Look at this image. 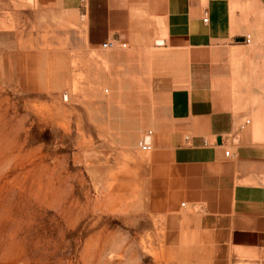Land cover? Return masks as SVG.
<instances>
[{
	"label": "crops",
	"instance_id": "1",
	"mask_svg": "<svg viewBox=\"0 0 264 264\" xmlns=\"http://www.w3.org/2000/svg\"><path fill=\"white\" fill-rule=\"evenodd\" d=\"M2 10L8 58L32 56L44 33L66 87L78 56L82 103H115L96 116L133 134L108 176L124 182L119 214L139 216L140 244H160L162 264L264 263V0H15ZM107 40L126 48L104 50Z\"/></svg>",
	"mask_w": 264,
	"mask_h": 264
},
{
	"label": "rangeland",
	"instance_id": "2",
	"mask_svg": "<svg viewBox=\"0 0 264 264\" xmlns=\"http://www.w3.org/2000/svg\"><path fill=\"white\" fill-rule=\"evenodd\" d=\"M14 1L0 0L1 12ZM37 37L27 58L0 51V264H162L160 244H140L139 216L119 214L124 182L108 176L122 168L133 134L96 116L115 103L81 102L88 88L78 56L66 87L62 57L46 56L51 41ZM78 44L71 36L72 49ZM91 166L97 177L88 176Z\"/></svg>",
	"mask_w": 264,
	"mask_h": 264
},
{
	"label": "built area",
	"instance_id": "3",
	"mask_svg": "<svg viewBox=\"0 0 264 264\" xmlns=\"http://www.w3.org/2000/svg\"><path fill=\"white\" fill-rule=\"evenodd\" d=\"M202 22L206 23L207 22V18L206 17L203 18ZM245 42L248 43V39L247 38H246ZM101 45H102L101 48H103V49L126 48V45L124 43L120 44V43H118L115 40H107V41L103 42ZM139 148L141 150L148 151V150H150L151 147L149 145L145 144L144 142H141V143H139Z\"/></svg>",
	"mask_w": 264,
	"mask_h": 264
}]
</instances>
